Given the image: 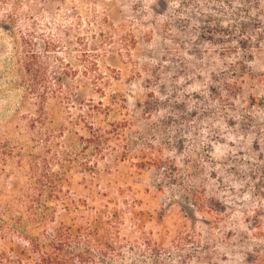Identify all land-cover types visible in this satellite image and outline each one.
<instances>
[{"label": "rangeland", "instance_id": "374dc122", "mask_svg": "<svg viewBox=\"0 0 264 264\" xmlns=\"http://www.w3.org/2000/svg\"><path fill=\"white\" fill-rule=\"evenodd\" d=\"M152 6L0 0V197L10 203L47 170L61 174L47 220L27 229L46 242L58 227H80V251L66 264H264V6L252 10L251 56L240 68L222 45L176 49L164 24L178 30L179 20L164 15L157 25L142 16ZM26 51L49 62L46 81L68 78L76 92L106 82L113 108L100 125L116 128L108 140L87 144L97 123L76 117L50 148L29 139L20 129ZM92 61L97 73L86 72ZM88 90L84 106L106 103ZM64 106L69 117L79 112L77 100ZM0 215V253L10 255L23 241L5 230L32 217L14 205Z\"/></svg>", "mask_w": 264, "mask_h": 264}, {"label": "trees", "instance_id": "16d2710c", "mask_svg": "<svg viewBox=\"0 0 264 264\" xmlns=\"http://www.w3.org/2000/svg\"><path fill=\"white\" fill-rule=\"evenodd\" d=\"M259 6H264V0H153V11L148 12L144 7L141 8V11L144 14L142 16L150 17L159 26L162 23L158 21H163L164 15L179 20L180 29L178 30L169 29L168 31V27L165 26L168 24L166 22L164 24L165 33L176 49H183L188 45L192 48L197 46L199 48L203 44L219 49L216 47L222 45V47L232 50V64L234 67L240 68L243 60L245 61L244 58L248 59L251 56L246 54V51L253 45L251 21H254V15L252 10ZM24 44L29 47L28 39L24 41ZM28 51L26 52L29 54L26 53L22 60V69L27 82L25 81V94H23L20 103L21 108H24L28 115L20 117L23 126L20 129L25 131L31 141L36 144L42 143L41 145L50 148L57 130L64 133L65 126L76 125L78 122H82L81 124L85 127L94 126L97 123L94 132L89 133L90 137L83 138V140L87 144L95 143V145L98 144V141L108 140L110 133L116 131V128L105 130L100 125L104 123L100 120L101 116L108 115L113 108L114 97L104 92L106 82L96 78L90 88L84 84L79 92H76L79 87H72L68 78H56L53 84L45 79L46 65H49V62L42 61L33 54V51ZM87 66L86 72L97 73L98 65L95 62H89ZM87 90L91 93L97 92L104 95L106 103L97 101L95 105L85 104L84 106V100L80 93ZM213 90L216 91V89ZM71 100H77L79 112L75 115L71 114L69 117L64 105L67 106ZM61 109L63 110L62 115H65L62 117V119L65 118V122L55 124V113L61 112ZM75 117V121L78 122H71ZM65 131L67 132V130ZM6 154L7 150L3 149L0 152V158H4L7 156ZM40 177L44 180H35L29 183L23 192L14 194L10 203L0 197V214L9 211L14 205L32 217L27 219L23 226L19 225L12 230H5L16 234L23 242L20 244L10 243V255L0 253V264H23L26 261H30L29 264H32V258L30 260L32 253H37L38 260L44 264H66L71 258L70 250L80 251L78 246L80 243L75 244L78 241L72 240L74 236L72 234L80 230V227L75 228L70 225H66L63 229L58 227L51 236L52 239L46 240V242L39 241L38 237L30 236L31 231L27 229V225L31 224L36 229L47 220L49 204L59 197L60 185L64 180L61 174L52 172L50 169ZM13 187H16V184H13ZM62 198L65 199V202L68 200L64 196ZM0 226V236H4L3 229L7 225L0 224ZM85 230L89 237L94 234L91 235L88 229ZM94 238L99 237L94 236ZM11 259H13L12 262Z\"/></svg>", "mask_w": 264, "mask_h": 264}]
</instances>
